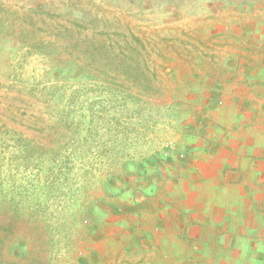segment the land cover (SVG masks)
Instances as JSON below:
<instances>
[{"label":"rangeland","instance_id":"rangeland-1","mask_svg":"<svg viewBox=\"0 0 264 264\" xmlns=\"http://www.w3.org/2000/svg\"><path fill=\"white\" fill-rule=\"evenodd\" d=\"M255 29L264 0H0V264H264V162L233 152L264 126L225 115Z\"/></svg>","mask_w":264,"mask_h":264},{"label":"crops","instance_id":"crops-1","mask_svg":"<svg viewBox=\"0 0 264 264\" xmlns=\"http://www.w3.org/2000/svg\"><path fill=\"white\" fill-rule=\"evenodd\" d=\"M256 30V29H255ZM255 37L252 38V40H258L261 41V43H257L256 47L253 49L250 47H238L233 46L232 52L224 54V57L231 56L232 61H234L233 65L230 67L232 70L237 71L238 76V91L235 92V94L238 95V97L244 92L242 89L247 88L252 92L247 96V99L243 97V99L237 100V105L233 110H227L225 111V115H232L233 120L235 121H241L243 118V110L247 108L249 111V115L252 116L256 121H260V127L264 126V84L260 85L258 84V79L260 78V75L262 71H264V63L261 61V58L264 56V48L263 51L260 52V48L258 46L264 45V30L255 32ZM258 48V49H256ZM260 53V54H259ZM263 55V56H262ZM259 56H261L259 58ZM247 59L245 60V58ZM264 60V59H263ZM230 65V64H229ZM222 65L225 68H230ZM244 71H247L249 73L248 79L249 81L246 83L244 82L245 79H243V75L241 76L239 74L243 73ZM224 72V71H223ZM242 78V79H241ZM246 85V86H245ZM250 87V88H248ZM261 90H257V89ZM245 96V95H243ZM240 98V97H239ZM247 103V106L245 107L244 104ZM239 126L237 129H241V124L238 122ZM257 124V123H256ZM255 124V125H256ZM256 127L260 128L256 125ZM264 128V127H263ZM252 137L254 139L245 142L244 139H240V142L238 143L236 149L233 150V152L237 153V155H244L249 154V160H254L255 162L260 161L264 162V129H256L253 131ZM211 135H207V137H210ZM240 137V135H239ZM237 139V137H236ZM247 141V140H246ZM259 142V143H258ZM262 142V143H261ZM245 143V144H244ZM214 145H211V143L207 142L206 145L202 144L201 151H207L210 150V147H213ZM221 149L225 148V146H229V144H225L222 142V144H219ZM227 151V150H226ZM232 152V151H231ZM248 152V153H247ZM208 165H212V162H214L211 158L207 159ZM216 162H223L222 159H219ZM166 214V212H165ZM167 219V220H166ZM158 224L154 226H145L143 222V227H139L136 230L131 231L132 239L129 241L131 244L136 246L137 248H141L139 250L140 253H143L144 251H152L153 256H156L160 258L161 256L166 257L168 254H170V251L168 250L169 247H171V240L168 238L171 233L174 232L176 225L175 223H171V217L168 216L166 218V215L163 219L160 218V221L158 219ZM156 226V227H155ZM155 228V229H154ZM136 236V237H135ZM167 237V239H166ZM166 239V240H165ZM135 248V247H134ZM156 249V250H155ZM166 249V250H165ZM154 251H156V254H154ZM143 256V254H141Z\"/></svg>","mask_w":264,"mask_h":264}]
</instances>
